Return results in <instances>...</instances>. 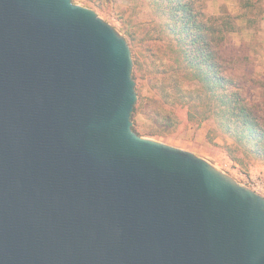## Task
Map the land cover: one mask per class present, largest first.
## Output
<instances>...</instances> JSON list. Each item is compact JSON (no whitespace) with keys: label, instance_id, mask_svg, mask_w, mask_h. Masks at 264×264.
<instances>
[{"label":"water","instance_id":"obj_1","mask_svg":"<svg viewBox=\"0 0 264 264\" xmlns=\"http://www.w3.org/2000/svg\"><path fill=\"white\" fill-rule=\"evenodd\" d=\"M125 38L0 0V264H264V197L132 130Z\"/></svg>","mask_w":264,"mask_h":264},{"label":"trees","instance_id":"obj_2","mask_svg":"<svg viewBox=\"0 0 264 264\" xmlns=\"http://www.w3.org/2000/svg\"><path fill=\"white\" fill-rule=\"evenodd\" d=\"M144 1L157 22L145 32L140 50L150 87L158 97L134 104L132 130L138 135H156L141 126L137 115L155 121L164 114L170 120L162 106L177 103L199 121L206 118L205 109L219 131L250 154L264 157V106L250 104L242 85L224 69L221 49L234 29L233 17L207 13L202 0ZM132 66H139L136 58H132Z\"/></svg>","mask_w":264,"mask_h":264},{"label":"rangeland","instance_id":"obj_3","mask_svg":"<svg viewBox=\"0 0 264 264\" xmlns=\"http://www.w3.org/2000/svg\"><path fill=\"white\" fill-rule=\"evenodd\" d=\"M202 1L207 13L213 16L226 13L233 17L234 29L227 34L221 49L225 73L242 85V94L250 104L264 106V0ZM72 2L94 10L127 41L131 58H136L139 63L137 68L132 66L137 95L135 104L139 100L157 98L155 90L150 87L140 50L145 32L157 22L156 17L148 14V3L144 0ZM162 107V113H168L170 120H165L164 114L155 121L137 115L136 119L144 129L157 133L141 136L189 151L264 197V157L250 154L219 131L205 109L203 114L207 116L199 121L197 116H189L188 108L181 104H163Z\"/></svg>","mask_w":264,"mask_h":264}]
</instances>
